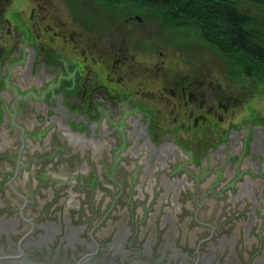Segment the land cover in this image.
<instances>
[{
  "label": "flooded vegetation",
  "instance_id": "af4514ba",
  "mask_svg": "<svg viewBox=\"0 0 264 264\" xmlns=\"http://www.w3.org/2000/svg\"><path fill=\"white\" fill-rule=\"evenodd\" d=\"M0 5L4 6L1 0ZM21 5L20 13L14 15L12 11V22L4 20L1 23L0 20V242L9 245L2 248L0 264L21 260L14 255L20 253L17 245L24 242L21 238L23 232L35 233V239L24 243L23 252L36 255L40 264H50L45 259L53 252L66 260L68 255L76 254L82 248L88 252L77 264L95 260L102 255L103 249L116 257L132 253V248L123 246L131 232L128 213L120 215L119 231L105 244L90 234L88 237L84 235L88 225L97 229L104 218L97 225L89 221L74 225L67 217L65 225L68 230L61 238V226L46 220L49 212L45 202L69 195L67 187L73 201L64 206L69 208L68 212L79 209V201L74 199L73 193L76 182L84 179L90 180V184L93 181L92 186L100 184L97 190L99 201L103 200L101 194L107 199L106 193L112 194L116 187L118 191L123 188L124 204L128 209L134 201L131 197L134 191L142 192L145 188L154 193L149 202L158 204L155 213L160 210V201L169 193L175 204L187 196L191 200H201L198 202L199 211L207 201H236L244 220L241 231L247 239L251 230L264 221V116L251 113L236 122L237 108L240 104L244 106V101H240L239 91L234 90L227 75L223 73L225 82L220 83L213 77L212 70L192 65L186 69L184 78L179 79V76L166 75L164 67H156L154 78L157 74L159 78L155 79L153 92L146 91V83L139 89L141 93L126 88L127 92L123 94V90L111 87V75L104 77L105 81L100 74L97 79L91 78V71L81 61L76 69L83 70V78L76 81L57 54L63 44L55 41L66 43L67 37L72 41L73 34H78V23H65L60 13L54 10L53 14L54 11L46 10L36 1ZM39 13L40 17H37ZM35 21L38 25H34ZM47 21L56 22L58 26L51 27ZM86 47L90 52L93 49L99 53L95 45L94 48L91 45ZM78 49L85 54L84 48ZM113 51L107 50L116 57L112 73L120 74L118 81L127 74L119 72L124 66L119 68L122 60L126 63V56L121 58L119 52ZM135 66L137 63L131 58L127 71L133 73ZM135 94L144 101L146 97L151 98L142 104L132 103L131 96ZM155 113L159 115L157 119ZM111 116L115 119L113 129L108 124ZM169 117L172 120L167 124ZM203 130L206 131L199 136ZM187 131L198 134L194 138H183L181 133ZM189 147L196 148L185 151ZM88 155L94 156V162L86 161ZM126 157L133 160L129 168L138 170L136 182L128 189L124 182L127 161L123 160ZM119 158L124 176L122 184L117 182L120 180H114L120 171L108 169L110 164L118 168ZM204 174L208 175L203 177ZM110 178L113 179L111 183ZM205 180L217 185L203 196L190 194L193 185H201ZM159 188L165 191L161 196L158 195ZM59 190H63L61 194ZM34 205L43 218L38 217L40 221L37 219L31 230L25 220L31 219L29 212L35 209ZM213 206L215 203L208 205ZM205 215L202 211L193 221L202 223L204 229H197V235L210 229L213 236L216 229ZM75 217L78 219V214ZM158 227L149 234L150 240L143 244L146 253L159 236L166 235L169 243L163 242L161 249L169 248L171 254L183 263L199 257L202 246L196 247V254L192 256L194 260L186 261L188 257L183 252L182 242H173L178 239L180 230L183 229L182 234L187 231L185 227L172 226L169 230L162 226L159 227L161 232ZM20 234L15 245L11 237L17 238ZM56 238L61 239L58 249L54 244ZM208 240L211 241V237ZM211 243L208 249L224 251L235 248L238 240L233 237ZM201 263L202 260L198 264Z\"/></svg>",
  "mask_w": 264,
  "mask_h": 264
},
{
  "label": "rangeland",
  "instance_id": "374dc122",
  "mask_svg": "<svg viewBox=\"0 0 264 264\" xmlns=\"http://www.w3.org/2000/svg\"><path fill=\"white\" fill-rule=\"evenodd\" d=\"M29 1L30 4L32 1L41 3L46 10L57 11L60 13L61 19L65 23H78V34H73L72 41L69 37H67L66 43H63V41L59 42L58 40L55 41V43L58 42L59 44H63L60 46L61 48L57 54L61 56L62 61L69 67V73L72 79L76 81H79L80 77L83 78V70L79 68V71H77L76 69L79 62L82 61L88 70L91 71V78L97 79L100 74V78H103L105 81V78L111 75V87L114 86L120 89V91L123 90V94H126V88L141 93L139 89L144 88L146 83V91L153 92L154 86H156L155 79L159 78L158 74L157 77L154 78V74L157 72L156 67H164L166 75L172 74L182 79L188 67H192V65L203 66L204 69L212 70L213 77L218 79L220 83L225 82L223 73L226 74L229 82L233 84L234 90L239 91L240 101H244V106L242 104L238 106L237 111H241V114L239 115V111L237 112L236 122L242 118L248 117L251 113H258L264 116V70L262 71L254 64L255 62H251L250 59L243 54H237L236 51L232 50L231 52L223 51L221 48L219 49L213 45L202 35L199 26H196L192 22L177 18L174 19L165 11L142 6L139 7L120 0H1L4 5H0L1 23L4 20L12 22V11L14 10V15H17L23 7L21 4L28 3ZM226 1H229L235 9L243 13L261 17L264 16L263 5L260 6L254 2H246L243 0ZM55 11L53 14H55ZM41 13L36 14V16L40 17ZM66 15L68 18H66ZM28 16L29 14L27 15V19ZM34 25H38V22L35 21ZM49 25L51 27L58 26L56 22ZM79 32H81V34ZM78 40L82 42L80 43L81 46ZM77 43L79 45L78 48H84L85 54L82 55V53H80V49L76 47ZM88 45L93 46V48L94 45L97 46L99 53L95 52L93 49L91 52L88 51L86 47ZM75 47L77 49H75ZM107 50L108 52H114L113 50L119 52V57L122 55L126 56V63L122 60L119 68L123 64L124 66H122V70L119 72H126L127 74L122 80H118L119 82L116 81V79H120V74L112 73V63L116 57H114L112 53H108ZM131 58L137 63L133 73L127 71L128 63L131 62ZM86 75H89L87 71ZM131 98L132 103L142 104L141 102H147L151 97H148L149 99L146 97V101H144V99L135 94V96H131ZM157 116L159 115L155 113L156 119ZM111 118L108 124L109 127L113 129L114 126L112 123H114L115 119L113 120L112 116ZM170 120H172V117H169L166 123L168 124ZM116 130L118 131V128ZM205 131L206 130H203L199 136ZM187 132L181 133V136L183 138H194L198 134L192 131ZM193 148L196 147H189L185 149V151H190ZM86 161L94 162V156L88 155ZM123 161H127L125 163V170L127 173L124 174V182H126L128 189V187L131 188V184L136 182L135 175L138 170L137 168H129L133 165V160L129 157H126V160ZM108 169L111 171H115L116 169L117 171L119 170L120 172H117V176L114 180H120L117 181L118 183L121 182L124 176H122L120 158L118 168H116L114 164H110ZM207 175L208 174H204L203 177ZM105 176L108 178V173H106ZM111 181H113L112 178H110L109 182L111 183ZM89 182L90 180L87 181L86 179L76 182L77 187L73 194L75 195L74 199L79 201L77 203L79 209L74 210V212H68L67 209L69 208L64 206L66 203L68 206L70 200L73 201L72 195L71 198L69 196L71 191L68 187L67 189L70 194H64L67 198L58 197L55 200L52 199L51 202L46 201L45 206L49 212L47 213L46 220L49 219L50 222L61 226V234H59L61 238L68 230L65 225V218L67 217L71 219V224L74 225L79 223L82 224L86 221L97 225V223L103 219L102 217L105 216L104 214L114 212L110 214L111 217L109 220H104L98 224L97 229L93 230V227L88 225V229L84 234L87 237L91 234L96 240L105 244L109 237L115 236L114 234L119 231L120 221L122 220H119L120 215L123 216V213L130 214L131 217L128 223L131 228L130 238L128 240V236L126 237L123 246L126 249H129V247L130 249L132 248V253L129 254V252H126L120 255V257H116L110 255L111 253L108 254L107 249H104L102 250L103 255L99 258V264H124L123 262L125 260L128 264H180L179 257L176 258L171 254L169 248L161 249L163 242L169 243L166 235H164L163 238L159 236V240L155 241L152 245V249L150 248L151 250L146 253V248H144L145 246L143 244L149 239V234H151L157 226H165L169 228V230L172 226L178 229L185 227L187 231L182 234L183 229L180 230L178 232V234H180L178 239L173 242H182V245H184L183 252H186L185 255L188 257L186 261H191L190 259H192V256L196 254V247L202 246L200 249V255L202 257L201 264H264V221H260V224L256 225L254 230H251L250 235L247 236L246 239L244 237L245 234L241 231L244 220L239 210V204H237L236 201L221 200L222 204L215 200L207 201L205 206L201 205L202 208L199 211L198 206H200V203L198 202L201 200H191V198L187 196L185 199H180L179 202H177L178 204H175L171 201L173 196L169 193V196H167L165 200L163 199L160 201V210L155 213V208L158 204L149 202L154 193L145 188H143L142 192L136 189L132 190H136L134 191L135 194L131 195L134 201H132V206L128 209L124 204L123 190L118 191V187H116L115 191H112V194L106 193L108 196L107 199L101 194L103 200L99 201L100 195L97 194V190H99L100 184L92 186L94 184L93 181L91 184ZM95 182L97 181L95 180ZM53 184L54 183H52V185ZM215 185H217V183H210L209 180H205L201 185H193L190 194L193 193L197 194V196H203L207 191L211 190L210 188L215 187ZM103 187L104 186H102V188ZM62 191L63 190H59L58 193L61 194ZM164 192V190L160 189L158 195L161 196ZM115 193H117V195H114ZM184 195L185 193H183V196ZM114 197L115 199L118 198L116 202ZM96 198H98V200H96L97 202H95ZM142 200L146 202L143 203ZM112 201L115 205H112ZM212 203H215V206L208 207V205L212 206ZM34 206L35 209L29 212V218H31L35 224L38 217L41 216V219L43 217L41 213L36 211V209L39 208H37L36 205ZM202 211L204 215L206 214L205 218L211 223L206 222L213 225V228L216 229L213 236L207 229L202 232L200 236L197 235V229H203L201 226L202 223L193 221L196 220L197 215ZM77 214L79 216L78 219L75 217ZM164 219H167V221H164ZM123 224L126 229V219ZM159 231L161 232L160 228ZM34 234L30 235L31 239H35ZM19 236H21V234ZM19 236L17 238L16 236H12L11 241L17 243ZM98 236H100V238H98ZM209 237H211V241L208 240ZM233 237H236L238 240V244L235 245V248L229 247L224 251H220L219 249L218 251L208 249L209 245L212 244L211 242L232 239ZM57 238L54 244L57 245L58 249V247H61V239L58 241ZM4 246L9 247V245L0 242V253ZM76 252V254L71 253L68 255L66 260L53 252L51 255H47L45 260L77 263L88 250L82 248ZM254 255L256 256L254 257Z\"/></svg>",
  "mask_w": 264,
  "mask_h": 264
},
{
  "label": "trees",
  "instance_id": "16d2710c",
  "mask_svg": "<svg viewBox=\"0 0 264 264\" xmlns=\"http://www.w3.org/2000/svg\"><path fill=\"white\" fill-rule=\"evenodd\" d=\"M120 1L165 11L174 19L192 22L213 45L223 51L243 54L264 70V16L243 13L226 0ZM243 1L264 6V0Z\"/></svg>",
  "mask_w": 264,
  "mask_h": 264
},
{
  "label": "bare ground",
  "instance_id": "6f19581e",
  "mask_svg": "<svg viewBox=\"0 0 264 264\" xmlns=\"http://www.w3.org/2000/svg\"><path fill=\"white\" fill-rule=\"evenodd\" d=\"M121 184H122V182H120ZM112 184H114V182H112ZM121 191L123 190V188H121L120 189ZM114 195H117V193H115ZM116 197V196H115ZM115 197H114V199H115ZM112 205H115V203H113V201H112ZM112 213H114V212H109V213H107V214H104L105 216H103L102 218H104L105 220H109V218L111 217V215L110 214H112ZM26 221V223L28 224V227L29 228H31V230L34 228V223L32 222V219L31 220H25ZM23 228V227H22ZM210 230V229H209ZM30 231V230H29ZM210 232V231H209ZM212 233V232H211ZM15 234H16V232H15ZM113 234H114V232H113ZM30 235H32V234H30ZM30 235L28 234V232L26 233V232H23L22 233V236H21V238H23V240L22 241H24L23 243H22V245L20 246H18L17 245V250L20 252V253H18V254H15L14 256H19V257H21V259L23 258V259H30V260H33V257H36L35 258V260H39V258L36 256V255H32L31 253H27V252H23L24 251V249H23V246H24V243L26 242V243H29V242H31V237H30ZM115 235V234H114ZM90 236H91V234H90ZM93 236V235H92ZM200 236V235H199ZM20 237V236H19ZM114 237V236H113ZM20 238V239H21ZM10 239V238H9ZM96 240V239H95ZM109 240V239H108ZM108 240L106 241V242H108ZM47 241V240H46ZM98 242H100L99 240H97ZM14 244L16 245V242H14ZM7 250V249H6ZM99 250V249H98ZM104 250V249H103ZM103 251H101V253H102ZM103 255V254H102ZM102 255H100L98 258H96L95 260H93V261H90L89 263L90 264H98L99 263V261H100V257L102 256ZM198 256L199 257H197V259L196 260H194V261H191V262H186V263H183V262H181L180 260V264H198V263H200V261L202 260V257H201V255H199L198 254ZM201 259V260H200ZM124 264H128V262L125 260L124 262H123ZM207 264V263H206ZM209 264V263H208Z\"/></svg>",
  "mask_w": 264,
  "mask_h": 264
},
{
  "label": "water",
  "instance_id": "95a60500",
  "mask_svg": "<svg viewBox=\"0 0 264 264\" xmlns=\"http://www.w3.org/2000/svg\"><path fill=\"white\" fill-rule=\"evenodd\" d=\"M28 259H21V260H18V261H11V263L9 264H40L39 260H30L29 263H26ZM47 261V260H46ZM50 262V264H77V263H72V262H60V261H48ZM90 264V263H88Z\"/></svg>",
  "mask_w": 264,
  "mask_h": 264
}]
</instances>
